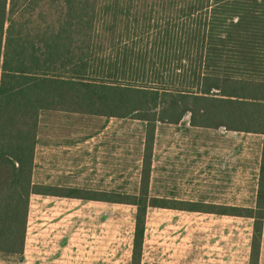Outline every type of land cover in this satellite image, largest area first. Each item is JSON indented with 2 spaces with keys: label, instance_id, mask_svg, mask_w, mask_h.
Instances as JSON below:
<instances>
[{
  "label": "trees",
  "instance_id": "1",
  "mask_svg": "<svg viewBox=\"0 0 264 264\" xmlns=\"http://www.w3.org/2000/svg\"><path fill=\"white\" fill-rule=\"evenodd\" d=\"M156 3V2H155ZM0 0V264H23L34 195L137 206L133 264L148 207L254 219L251 263L264 227V0ZM155 5L152 6L154 8ZM136 10V11H135ZM63 111L143 124L137 195L35 180L41 115ZM262 137L255 208L150 197L159 125Z\"/></svg>",
  "mask_w": 264,
  "mask_h": 264
},
{
  "label": "rangeland",
  "instance_id": "2",
  "mask_svg": "<svg viewBox=\"0 0 264 264\" xmlns=\"http://www.w3.org/2000/svg\"><path fill=\"white\" fill-rule=\"evenodd\" d=\"M133 1L138 8L135 13L155 9V14H165L161 0ZM146 137L143 124L132 119L44 112L36 180L54 176L77 179L75 182L90 189L112 190L121 185L122 190L134 191L140 187ZM261 142L262 137L256 134L190 128L188 117L179 125H159L151 161V190L155 195L175 193L200 205L255 208ZM77 175H83L84 181Z\"/></svg>",
  "mask_w": 264,
  "mask_h": 264
},
{
  "label": "crops",
  "instance_id": "3",
  "mask_svg": "<svg viewBox=\"0 0 264 264\" xmlns=\"http://www.w3.org/2000/svg\"><path fill=\"white\" fill-rule=\"evenodd\" d=\"M82 176L76 178L84 181ZM36 181L91 190L75 182L77 179L50 176ZM114 187L118 194L139 193L137 189L122 190L121 185ZM149 196L186 200L175 193L155 195L151 189ZM137 212L132 204L83 200L61 193L34 195L23 264H133ZM253 228L252 218L148 207L139 264H250ZM258 264H264V227Z\"/></svg>",
  "mask_w": 264,
  "mask_h": 264
}]
</instances>
